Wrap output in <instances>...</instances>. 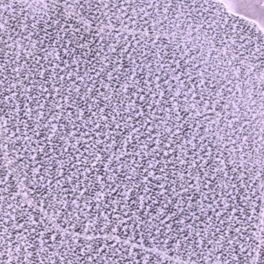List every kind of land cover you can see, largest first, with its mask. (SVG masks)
<instances>
[{"label":"snow or ice","instance_id":"1","mask_svg":"<svg viewBox=\"0 0 264 264\" xmlns=\"http://www.w3.org/2000/svg\"><path fill=\"white\" fill-rule=\"evenodd\" d=\"M0 264H264V0H0Z\"/></svg>","mask_w":264,"mask_h":264}]
</instances>
